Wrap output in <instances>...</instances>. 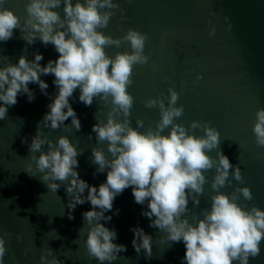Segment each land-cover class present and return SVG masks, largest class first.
Listing matches in <instances>:
<instances>
[{"label": "clouds", "instance_id": "1", "mask_svg": "<svg viewBox=\"0 0 264 264\" xmlns=\"http://www.w3.org/2000/svg\"><path fill=\"white\" fill-rule=\"evenodd\" d=\"M61 6L63 16L56 10ZM116 10L124 12L114 0H27L26 15L21 23L20 17L0 5V42L10 40L18 29L20 39L28 45L38 39L45 46L52 44L59 54L43 67L39 63L43 59L39 52L34 53L32 60L22 54L16 63L6 56L0 59V120L7 118L8 108L17 103L18 94H25L29 102L35 98L28 87L30 83L37 84L47 96L48 84L40 76H54L56 93L28 144L24 171L31 177L39 173V180L53 193L61 184L65 186L69 197L68 219H73L72 211L77 205L90 203V210L81 214L83 224L73 243L78 244L87 226L84 255L99 264H112L118 259V253L126 251L125 245L113 242L117 237L115 229H109L101 221L111 220L105 213L112 211L115 198L129 187L135 203H147L148 210L141 214L149 219V227L165 233L160 237L161 242H183L182 264H249L250 258L261 254L264 210L237 202L241 196L244 201L252 199L247 186H234L230 194L219 191L226 184L231 185L230 175L243 183L240 167L231 164L219 149V131L210 126V121L193 120L187 128L176 123L184 109L182 105L177 106L179 94L172 87L167 89V97L161 94L144 101L146 108L159 110L154 127L145 128L139 118L136 127L131 126L129 117L134 97L128 88L133 84L134 66L149 62V55L145 53L149 37L133 28L117 38L100 31L108 26ZM224 19L227 21L228 17ZM208 23L211 37L216 29L211 21ZM228 28H231L230 23ZM125 41L130 51L116 52L114 56L106 54V47L119 48ZM202 78L200 73L196 74L197 81ZM76 89H79V102L85 106H91L94 99H98L100 107L96 112L101 107L107 108L105 119L100 120L95 113L96 123L91 126L96 142L105 143L109 154L106 157L103 149L91 147V163L97 166L93 175L107 169L105 182L98 187L82 180L75 170L79 166L77 157L83 151H78L64 135L53 143L40 127L43 124L44 128L56 130L63 125L65 129L71 127L80 131V120L69 102ZM254 115L255 143L264 147V108H257ZM69 118L71 126L64 124ZM141 128L145 130L139 131ZM165 129L167 134H163ZM190 130H200L203 135H194ZM22 142L28 143L27 140ZM213 151L214 157L209 155ZM211 169L215 171L210 182L214 191L210 207L201 210L200 219L193 214L195 223H191L185 215L190 211L189 201L193 206L199 205L204 185L209 183L204 173ZM86 189L87 195H84ZM131 231V243L137 255L143 250L144 258L150 259L153 237L139 226ZM10 236L11 233H0V264L7 251L5 238ZM16 239L20 240L21 236L17 234ZM28 251L26 248L25 254ZM39 260L40 264H63L48 247L41 248Z\"/></svg>", "mask_w": 264, "mask_h": 264}, {"label": "water", "instance_id": "2", "mask_svg": "<svg viewBox=\"0 0 264 264\" xmlns=\"http://www.w3.org/2000/svg\"><path fill=\"white\" fill-rule=\"evenodd\" d=\"M26 2L0 0V5L13 11L23 23ZM114 2L124 12L116 10L108 26L100 31L117 38L128 28H133L147 33L149 37L145 44L149 62L134 66L133 84L128 88L134 97L129 117L131 126L136 127V119L139 118L144 121L145 128L149 125L154 127L159 119V110L146 108L144 101L161 94L167 97V89L174 88L179 94L177 106L182 105L184 109L183 115L175 122L187 128L193 120L210 121V126L220 133V151L231 164L241 169L243 183L230 175L231 185L226 184L219 191L230 194L234 186H247L252 192V199L244 201L241 196L237 202L264 210V147L256 145L252 132L254 114L257 108H264V0ZM56 10L63 16L62 6ZM211 13L216 15L212 16ZM224 17H228V20L225 21ZM208 21L216 29L211 37L208 35ZM20 35L16 29L10 40L0 42V59L6 56L10 62L16 63L22 54L32 60L34 53L39 52L43 56L39 61L43 67L48 60L54 61L58 57L52 44L45 46L37 39L34 44L28 45L20 39ZM124 51H130L126 41L119 48H105L108 56ZM197 73L203 77L199 81L196 80ZM40 79L48 84V95L42 94L37 84L30 83L28 87L35 98L29 102L25 94H18L17 103L8 108L7 118L0 120V233H11L10 238H5L7 251L3 264H40L42 247L52 249L63 264H99L94 258L89 259L84 255L83 240L87 226L78 244L73 243L83 224L81 214L90 210V203L86 201L77 205L72 211L73 219H68L69 197L65 186L61 184L59 190L53 193L39 180V173H36L37 177H31L24 171L28 162V144L56 93L53 75H41ZM78 97L79 89H76L69 102L80 120V131L71 127L65 129L63 125L56 130L44 128L43 124L40 127L53 143L64 135L78 151H83L77 157L79 166L75 170L82 180L98 187L105 182L107 169L93 175L97 166L91 163V147L103 149L106 157L109 154L105 143L96 142V134L91 131V126L96 123L95 113L100 120L105 119L107 108L101 107L96 112L100 107L98 99H94L91 106H85ZM64 124L71 126V118ZM167 131L165 129L163 134H167ZM190 131L197 136L203 135L200 130ZM209 155L214 157L215 151ZM214 171L211 169L204 173L209 183L204 185L199 205L193 206L189 201L190 211L185 215L191 223H195L193 214L200 219L201 210L210 207V198L214 194L210 182ZM84 195H87V189ZM146 210L147 203H135L129 187L115 198L112 211L105 213L111 216V220L101 223L115 229L117 237L113 242L126 246V251L118 253V259L112 264H182L185 254L183 242H161L160 237L165 233L149 227V219L141 214ZM136 226L153 237L150 259L144 258L143 250L138 256L132 247L131 229ZM17 234L21 236L20 240L16 239ZM260 247L261 254L255 259L250 258L249 264H264V241ZM26 248L29 249L27 254Z\"/></svg>", "mask_w": 264, "mask_h": 264}]
</instances>
